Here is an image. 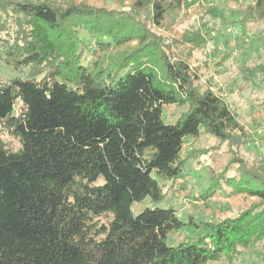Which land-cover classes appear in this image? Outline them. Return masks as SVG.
I'll list each match as a JSON object with an SVG mask.
<instances>
[{
  "label": "trees",
  "instance_id": "1",
  "mask_svg": "<svg viewBox=\"0 0 264 264\" xmlns=\"http://www.w3.org/2000/svg\"><path fill=\"white\" fill-rule=\"evenodd\" d=\"M116 4L0 0V62L27 69L0 77V264H264V161L240 157L252 135L222 96L202 87L185 52L203 40L200 28H176L193 16L224 28L226 15L213 0ZM236 14L242 24L264 18V0L231 7ZM164 26L181 36L153 30ZM242 72L248 83L264 82V63ZM172 105L187 110L167 122ZM202 130L216 143L204 152L211 185L201 200L214 211L210 200L226 187L229 197H254L236 217L198 223L158 207L165 183L184 189L196 156L184 155L185 139ZM202 227L205 234L169 244L172 233ZM245 250L258 261L240 263Z\"/></svg>",
  "mask_w": 264,
  "mask_h": 264
},
{
  "label": "rangeland",
  "instance_id": "2",
  "mask_svg": "<svg viewBox=\"0 0 264 264\" xmlns=\"http://www.w3.org/2000/svg\"><path fill=\"white\" fill-rule=\"evenodd\" d=\"M104 1H106L109 10L119 8L116 0ZM252 1L213 0L226 15L227 23L224 28L219 26L222 22L220 19L210 17L206 19L210 20L211 25L207 28L205 25L201 26L196 16L191 17L184 24H179L176 28L178 31L184 27H188V30L200 28L199 32L203 36V40H198L192 47L188 46L189 49L185 50V52L193 56L194 65H197L198 71H200L199 75L202 87L206 88L210 86L214 92L222 96L234 113H236L240 122L252 135L253 141L250 144L248 143V145H243L240 149L241 151L239 149L238 151L242 153L240 157L244 161L246 160L248 163L258 165L264 161V143L260 139L264 135V127L257 125L264 118V110H262V106H264V82L260 78L250 83L246 82L242 78V68L245 65H251L253 62L264 63V18L253 16L244 20L246 23L244 22L243 25L239 21V18L243 19L242 15L239 18L237 14L235 17L230 15L231 7L235 10L245 9V6L252 3ZM141 18L144 21L147 20L144 14L141 15ZM213 26H215L214 31L211 30ZM222 28V32L221 30H219L220 32L217 30ZM162 29L153 28L154 31L158 33L163 32L168 36L175 34L174 26ZM191 33L193 35V31ZM179 34L181 32L175 35ZM81 37L89 46H92V36L85 31H81ZM226 40L227 42H225ZM90 60L89 53H86L83 61L84 65H88ZM26 72L27 69L16 71L0 62V77L2 78L25 77ZM186 110V106H167L165 109L167 122H174ZM13 141L17 145L18 142L14 139ZM215 141L214 137L207 135L203 130L197 140L190 137L185 139L184 155L186 156L192 151L196 153V156L189 161L186 167L184 189H180L182 185L176 189V184L165 183L164 188L167 196L158 207L167 208L172 206L177 210L181 220L185 221L191 216L194 221L204 223L216 222L218 217L223 216L236 217L241 211L249 207L252 202H255L254 197L247 198L242 195L227 196L230 188L226 186L224 194L210 200L211 204L215 207L214 211L206 208L207 206L202 202V193L211 185L209 179L211 173L208 168L210 158L204 152L214 146ZM146 206H152L151 202L147 201L142 204H136L133 210L137 214ZM207 231V228L202 227L197 233L187 230L174 232L169 237V244H178L185 237H198L199 234H205ZM258 259L257 251L256 253H249L245 250L239 256L238 261L242 263L258 261ZM214 264H225V261Z\"/></svg>",
  "mask_w": 264,
  "mask_h": 264
}]
</instances>
